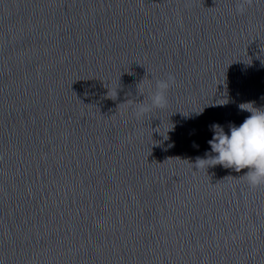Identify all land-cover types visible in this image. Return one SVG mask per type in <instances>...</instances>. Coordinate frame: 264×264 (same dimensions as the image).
<instances>
[{
    "label": "water",
    "instance_id": "95a60500",
    "mask_svg": "<svg viewBox=\"0 0 264 264\" xmlns=\"http://www.w3.org/2000/svg\"><path fill=\"white\" fill-rule=\"evenodd\" d=\"M247 102L264 0H0V264H264V185L196 167Z\"/></svg>",
    "mask_w": 264,
    "mask_h": 264
},
{
    "label": "clouds",
    "instance_id": "9594fccd",
    "mask_svg": "<svg viewBox=\"0 0 264 264\" xmlns=\"http://www.w3.org/2000/svg\"><path fill=\"white\" fill-rule=\"evenodd\" d=\"M240 10L238 8V11ZM174 83L175 79L171 75L164 79H158L155 83V90L149 91L147 104L140 103L129 106L136 118H142L152 109H163L167 104L166 93ZM148 87L150 88L151 85ZM136 88L137 94L144 96V90L139 83ZM117 94L118 92L115 96H109L115 98ZM226 103L216 105L224 106ZM238 107L241 111L249 112L250 115L239 125L230 123L227 133L220 124H210L209 130L213 133L211 139L207 141L210 152H206L205 158H197L196 167L207 168L208 166L221 165L236 172L248 169L244 174L248 185L258 187L264 185V107L257 108L252 102L241 103ZM201 112L195 113L199 115ZM158 132L162 134L161 131ZM193 146L198 147L195 142Z\"/></svg>",
    "mask_w": 264,
    "mask_h": 264
}]
</instances>
